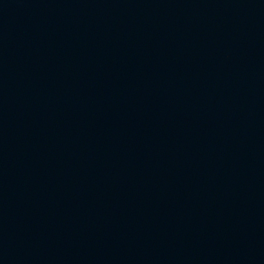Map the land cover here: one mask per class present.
I'll use <instances>...</instances> for the list:
<instances>
[{
  "label": "water",
  "instance_id": "1",
  "mask_svg": "<svg viewBox=\"0 0 264 264\" xmlns=\"http://www.w3.org/2000/svg\"><path fill=\"white\" fill-rule=\"evenodd\" d=\"M0 264H264V0H0Z\"/></svg>",
  "mask_w": 264,
  "mask_h": 264
}]
</instances>
